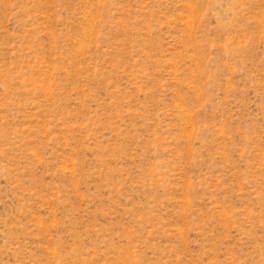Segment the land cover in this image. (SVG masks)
<instances>
[{
	"label": "rangeland",
	"instance_id": "obj_1",
	"mask_svg": "<svg viewBox=\"0 0 264 264\" xmlns=\"http://www.w3.org/2000/svg\"><path fill=\"white\" fill-rule=\"evenodd\" d=\"M0 264H264V0H0Z\"/></svg>",
	"mask_w": 264,
	"mask_h": 264
}]
</instances>
